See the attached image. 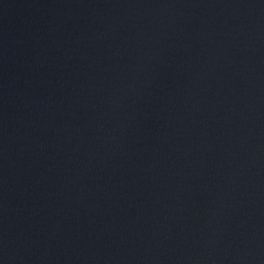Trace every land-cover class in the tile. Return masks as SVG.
<instances>
[{
  "label": "water",
  "instance_id": "water-1",
  "mask_svg": "<svg viewBox=\"0 0 264 264\" xmlns=\"http://www.w3.org/2000/svg\"><path fill=\"white\" fill-rule=\"evenodd\" d=\"M0 264H264V0H0Z\"/></svg>",
  "mask_w": 264,
  "mask_h": 264
}]
</instances>
